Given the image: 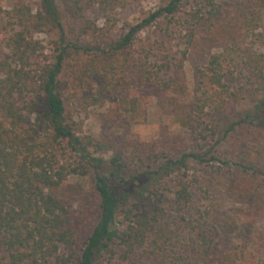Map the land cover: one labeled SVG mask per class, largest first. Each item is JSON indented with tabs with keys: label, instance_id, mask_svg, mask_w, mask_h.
<instances>
[{
	"label": "trees",
	"instance_id": "16d2710c",
	"mask_svg": "<svg viewBox=\"0 0 264 264\" xmlns=\"http://www.w3.org/2000/svg\"><path fill=\"white\" fill-rule=\"evenodd\" d=\"M80 1L20 0L0 11V32H7L0 36V264H107L119 253L122 264H264V223L254 222L264 212V171L229 159L251 169V182L235 194L245 217L251 216L246 221L213 209L204 183L208 172L227 162L208 146L220 140L215 139L221 132L218 114L228 111L236 66L251 67L262 93L251 107L231 115L224 133L254 126L257 130L248 132L264 147V52L252 54L247 47V40H264V0H243L234 8L219 0H160L140 21H125L118 33L112 11L125 0H93L111 23L100 32L85 21L81 32L90 37L83 43L66 36L60 9L62 4L76 15ZM165 17L184 30L183 58L200 36L217 42L204 55L198 85L187 97L165 94L168 63L144 73L132 61L135 34ZM256 29L257 38L249 39ZM52 31L58 36L49 56L34 32ZM245 52L249 56L241 55ZM67 58L83 75L100 78L104 90L113 88V98L128 110L138 107L137 96L123 86L150 88L163 115L177 120L188 136L160 123L149 144L136 143L126 152L107 134L76 133L58 90ZM130 65L136 68L132 80ZM105 153H110L108 172L102 171ZM71 177L79 185L67 195ZM87 178L94 195L84 190ZM233 183L236 188L238 180ZM77 196L85 201L79 211L72 204Z\"/></svg>",
	"mask_w": 264,
	"mask_h": 264
},
{
	"label": "rangeland",
	"instance_id": "374dc122",
	"mask_svg": "<svg viewBox=\"0 0 264 264\" xmlns=\"http://www.w3.org/2000/svg\"><path fill=\"white\" fill-rule=\"evenodd\" d=\"M20 0H0V11L4 9H11L14 4H17ZM28 5L35 4L36 0H22ZM97 1V0H95ZM228 3L229 7H238L240 1L243 0H219ZM246 1V0H245ZM125 4L117 7L112 11L114 17L117 19L113 26L114 32H119V28L124 26V22H130L135 24L140 21L145 13L151 9H154L160 0H125ZM81 10H77V14L73 15L70 11L63 8L60 5L63 17V27L66 36L72 40H78L83 43L88 34L81 32V28L85 21H89L92 26L100 27L102 31H106L111 21L105 20L106 14L101 10H98L97 3L93 0H81L79 2ZM184 11L190 9V2L184 6ZM165 29V31H164ZM248 36L249 39L257 38L255 36L256 31ZM184 30L182 26L172 19L169 22L168 17L160 19L156 24L147 26L138 31L133 40V46L131 50V57H133V63L138 61L144 73H148L154 64H160L162 62L168 63L165 66L164 77L165 81L169 84V88L165 90V94L174 92L176 94L187 97L198 85V70L202 69L205 65L206 58L204 55L208 52H212L215 49V43L210 40L209 36L206 40H202V36L199 37V44L191 48V51L183 58L181 51L184 49L182 41V35ZM245 32V31H243ZM6 30H1L0 36H6ZM246 33V32H245ZM58 32L52 31L49 34L36 33L34 35L43 39L45 45V51L47 55L54 53L53 41L57 39ZM216 35V34H215ZM248 48L253 53L264 52V40L262 38L259 41L256 39L253 42L247 40ZM245 57L249 56L247 52ZM256 55V54H255ZM239 60V58H237ZM240 62V61H239ZM73 60L67 58L64 64L63 70L58 80V90L64 98L65 102V114L70 123L74 125L75 132L78 134H91L99 138L105 134L113 137L118 144V147H122L126 152L131 151L136 143L149 144L151 140L157 136L161 126L160 123L165 124V128L171 133H182L188 136V133L184 127H182L177 120L173 117L165 116L161 112V109L157 106L156 100L153 95V91L146 87L145 89H139L138 85L134 82L129 85H124L128 94L131 96H137L136 105L138 107L135 110H128L129 106L126 104H119L113 97L116 93L113 88L104 90L103 86H100V78H96L93 75H83L79 65H72ZM182 63V69L179 68V64ZM135 66L130 65L127 69L129 80L136 75ZM234 67V66H233ZM240 70V66H236L234 75L237 76V80L229 82L230 100L228 102V111L220 112V129L221 132L215 139H220L215 142L213 139L209 146L213 145V149L218 152L215 154L221 161H227L222 165L221 170H213L207 173V181L204 183L211 190L210 205L213 209H219L223 215L236 217V215L242 217L244 221L250 220L251 216L244 215L241 208V204L237 196L235 195L237 190L244 189L246 183L251 182V169L239 168L231 161H237L244 164L246 167H253L258 170L264 171V147L259 139L255 138V132L249 133V130H257L254 126L247 129L237 126L233 130L224 133L226 123L232 120V114L239 108L248 107L253 105L259 97H261L262 89L261 84H257L255 77H251V67L247 71L246 68ZM245 73V74H244ZM133 76V77H132ZM123 84L124 80H120ZM117 86L115 89L118 90ZM142 92V93H141ZM213 90H209L206 95H211ZM129 102V101H128ZM122 108H120V106ZM251 107V106H250ZM31 118V116H30ZM231 118V119H230ZM110 153H105L106 157L103 172H108L110 169L108 163V157ZM230 159V160H229ZM215 165L218 162H213ZM262 177L263 175H259ZM259 176L257 178H259ZM233 180H238L236 188ZM244 180V183H241ZM261 178H259V181ZM77 179L71 177L68 179L67 195L74 194V189L79 185ZM233 183V184H232ZM84 190L88 193L91 191L90 181L87 178L84 183ZM74 191V192H73ZM73 208L75 211H79L84 206V199L82 196H77L72 199ZM256 224L264 223V212L258 215L254 221ZM125 263L121 259L120 253L112 262L107 264H122Z\"/></svg>",
	"mask_w": 264,
	"mask_h": 264
}]
</instances>
